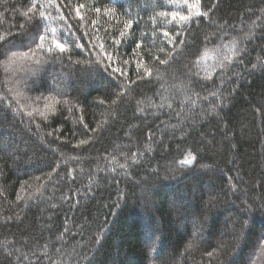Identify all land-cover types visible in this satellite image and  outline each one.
<instances>
[{
	"label": "trees",
	"instance_id": "1",
	"mask_svg": "<svg viewBox=\"0 0 264 264\" xmlns=\"http://www.w3.org/2000/svg\"><path fill=\"white\" fill-rule=\"evenodd\" d=\"M0 264H264V0H0Z\"/></svg>",
	"mask_w": 264,
	"mask_h": 264
},
{
	"label": "snow or ice",
	"instance_id": "2",
	"mask_svg": "<svg viewBox=\"0 0 264 264\" xmlns=\"http://www.w3.org/2000/svg\"><path fill=\"white\" fill-rule=\"evenodd\" d=\"M40 15L43 16L44 13L41 12ZM173 16L175 17V16H176V13H173ZM186 18H187V17H185V16H181V17H180V19H182V20H183V19H186ZM41 39H43V37H41ZM56 47L59 48L61 51L64 50V45H63V44L57 43V44H56ZM161 63H163V61H161Z\"/></svg>",
	"mask_w": 264,
	"mask_h": 264
}]
</instances>
